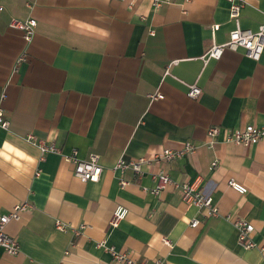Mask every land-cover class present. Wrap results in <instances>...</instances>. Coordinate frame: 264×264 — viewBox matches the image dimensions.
Instances as JSON below:
<instances>
[{
    "label": "crops",
    "instance_id": "obj_1",
    "mask_svg": "<svg viewBox=\"0 0 264 264\" xmlns=\"http://www.w3.org/2000/svg\"><path fill=\"white\" fill-rule=\"evenodd\" d=\"M28 18L36 28L26 44L9 22ZM238 22L257 31L264 0H246ZM234 28L228 0H0V107L9 123L0 126V213L32 206L6 226L20 252L0 251V264H114L97 245L103 241L141 264H264V138L251 146L223 141L227 128L264 127V52L257 62L242 49L203 58ZM189 84L201 89L195 99ZM154 92L163 98L149 100ZM210 126L221 128L213 148L204 145ZM27 134L60 153L40 160ZM187 141L193 153L143 165L141 177L115 169L120 159ZM72 150L98 156V182L73 175L65 159ZM159 170L181 184L200 176L217 216L186 205L171 186L153 194ZM230 179L247 192L230 188ZM116 206L128 213L111 228ZM55 220L85 227L61 232ZM236 220L252 224L255 247L240 246Z\"/></svg>",
    "mask_w": 264,
    "mask_h": 264
},
{
    "label": "built area",
    "instance_id": "obj_2",
    "mask_svg": "<svg viewBox=\"0 0 264 264\" xmlns=\"http://www.w3.org/2000/svg\"><path fill=\"white\" fill-rule=\"evenodd\" d=\"M163 0H153L154 5H158ZM229 2V17L235 23V28L229 33L228 40L221 44L213 43L208 50L205 52L203 58L205 63L209 60H218L221 58L225 50H237L242 49L246 56L252 61H259L264 52V25L259 26L257 31H251L242 29L239 26V16L246 0H228ZM9 27L21 31L23 39L26 44H29L35 34L36 20L33 18H28L26 20H16L12 19L9 22ZM216 26H214L215 28ZM213 28V29H214ZM150 35L154 32L150 31ZM25 61V54H21L16 61V64H20ZM167 75V72H165ZM201 93V89L196 84L187 85V97L190 99L197 98ZM149 100H160L163 98L162 94L159 92H154L148 94ZM4 95H1L0 99H3ZM9 125L8 121L4 118V111L0 107V126L2 128H7ZM221 133V128L218 126H210L206 132V142L205 146L207 148H213L215 144L219 142V136ZM262 138H264V127H257L254 125H244L237 128H227L224 130L223 141L232 142L238 146H251L258 143ZM27 142L35 145L40 152V160L44 158L46 154L49 153H60L57 147L53 143H47L43 140H36L35 136L32 134H27L25 136ZM197 146L187 141L183 144V147L179 150L163 149L160 153L154 154L151 157H139L129 161L120 159L116 166V170L124 171L131 170L138 177L144 175L142 170L143 165L152 164H163L170 163L174 160L184 156L187 153H193ZM65 159L69 161L73 166V175L79 179L81 182H98L102 174V167L98 162V156L95 154H89L87 158H79L76 150L65 156ZM216 166V162L211 164V168ZM39 172H36L38 175ZM152 178L155 180L156 185L151 190L153 194H159L168 186L178 189L180 192L181 200L188 206H195L199 209H206L208 217H214L218 214V209L213 202L211 195L203 193L199 190V186L202 182V178L197 176L191 183H176L173 182L168 174L163 170H159L156 173L151 174ZM228 186L238 192L239 194H245L247 188L239 182L233 179L228 180ZM127 184L123 179L119 180V185L121 187ZM32 206L28 202H22L15 204L12 209L7 213H0V251L8 255H17L20 252L18 241L10 236L6 232V226L11 221H16L20 217V213L31 209ZM128 213L127 208L122 206H116L112 212L109 225L111 228H117L118 225L126 218ZM199 224L197 219H193L190 222L191 227H196ZM238 230V242L240 246L245 249L255 247V243L251 240V233L253 231V226L243 220H236L234 222ZM54 226L57 230L61 232H66L71 230L73 234L79 235L81 230L84 229V225L77 228L71 227L69 224L62 222L61 220H55ZM164 244L170 245V241L166 238L161 240ZM99 248L105 249L111 256V260L114 264H141L135 262L129 257L128 254L124 252L117 251L112 246H107L106 243L100 242L97 244ZM159 264V262H158Z\"/></svg>",
    "mask_w": 264,
    "mask_h": 264
}]
</instances>
